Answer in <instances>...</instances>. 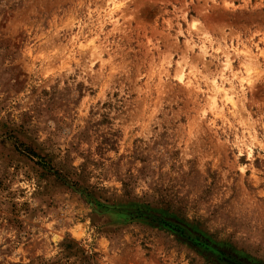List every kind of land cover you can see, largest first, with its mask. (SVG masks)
<instances>
[{
	"label": "rangeland",
	"instance_id": "1",
	"mask_svg": "<svg viewBox=\"0 0 264 264\" xmlns=\"http://www.w3.org/2000/svg\"><path fill=\"white\" fill-rule=\"evenodd\" d=\"M0 264H264V0H0Z\"/></svg>",
	"mask_w": 264,
	"mask_h": 264
},
{
	"label": "trees",
	"instance_id": "2",
	"mask_svg": "<svg viewBox=\"0 0 264 264\" xmlns=\"http://www.w3.org/2000/svg\"><path fill=\"white\" fill-rule=\"evenodd\" d=\"M202 243H204L205 246H208L209 248H211V250H213L215 253H218L219 252L217 247L212 246V245H210L208 243H205V242H202Z\"/></svg>",
	"mask_w": 264,
	"mask_h": 264
},
{
	"label": "bare ground",
	"instance_id": "3",
	"mask_svg": "<svg viewBox=\"0 0 264 264\" xmlns=\"http://www.w3.org/2000/svg\"><path fill=\"white\" fill-rule=\"evenodd\" d=\"M195 27V26H194ZM229 66V65H228ZM231 100V99H230Z\"/></svg>",
	"mask_w": 264,
	"mask_h": 264
}]
</instances>
